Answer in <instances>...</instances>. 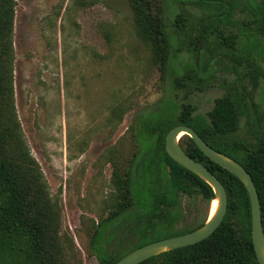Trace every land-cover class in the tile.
<instances>
[{"label":"rangeland","instance_id":"obj_1","mask_svg":"<svg viewBox=\"0 0 264 264\" xmlns=\"http://www.w3.org/2000/svg\"><path fill=\"white\" fill-rule=\"evenodd\" d=\"M162 2L169 57L161 77L135 34L126 0H14L15 116L49 196L58 202L59 239L69 264H98L88 251L89 235L113 209V172L123 170L135 148H146L147 122L174 119L181 105L190 107L191 116L206 119L214 101L232 87L246 92L248 111L264 114V85H251L250 67L210 58L208 51L200 57L201 48L196 66L203 62L211 75H200L203 81L196 88L174 89V78L192 75L191 42L202 13L191 0ZM180 11L190 21L182 31L173 27ZM241 18L235 13L234 19ZM247 133L241 117L236 137ZM186 142L185 135L178 140L179 145ZM142 200L138 197L129 215L103 230L100 244L107 253H124L137 240L146 220L134 216L145 211ZM209 203L200 195H181L172 208L170 231L198 227L209 215Z\"/></svg>","mask_w":264,"mask_h":264},{"label":"trees","instance_id":"obj_2","mask_svg":"<svg viewBox=\"0 0 264 264\" xmlns=\"http://www.w3.org/2000/svg\"><path fill=\"white\" fill-rule=\"evenodd\" d=\"M126 1L135 34L147 47L162 77L169 57L163 2ZM191 1L202 13L192 38V52H196L200 42V57L208 51L210 58L224 57L234 65L243 62L251 69V85L254 87L258 81L264 85V0ZM13 8L14 0H0V264H69L59 239L58 202L50 198L15 116L11 86ZM237 12L242 14L241 19H234ZM188 17L180 11L173 27L182 31L184 23H190ZM241 37L245 43L237 48ZM191 72L192 75L174 78V89L196 88L203 81L199 76L211 75V68L204 67L201 61L197 67L194 62ZM231 89L214 101L206 119L191 116L190 107L181 105L174 119L158 117L146 123L142 142L146 148H135L123 170L113 172L111 185L117 192L113 209L94 225L89 235L88 251L98 264H112L146 243L186 233L170 231L172 208L177 206L181 195H200L209 202L213 199L207 184L165 154V135L176 125L190 127L210 148L236 161L248 173L258 197L264 238V114L248 111L246 92ZM241 117L248 133L239 139L236 132ZM185 137L187 142L179 145L182 151L209 170L224 188V216L204 240L139 264H257L251 247L249 203L243 186L232 174L205 158ZM138 197H144L145 202L142 200L140 206L146 209L134 216H145L146 220L137 240L124 253H107L100 244L103 230L129 215L137 206ZM160 233L165 236L160 237Z\"/></svg>","mask_w":264,"mask_h":264},{"label":"water","instance_id":"obj_3","mask_svg":"<svg viewBox=\"0 0 264 264\" xmlns=\"http://www.w3.org/2000/svg\"><path fill=\"white\" fill-rule=\"evenodd\" d=\"M199 50L200 42L195 52V64ZM182 135L187 136L205 158L232 174L243 186L249 203L252 251L257 264H264V238L258 197L250 176L240 164L210 148L190 127L185 125H176L166 133L163 144L164 152L175 164L190 172L210 187L213 194V199L210 203L213 200L216 201L212 216L208 218L207 215L205 221L199 227L189 232L146 243L129 251L112 264H139L150 257L164 252L193 245L207 238L222 221L226 209L224 188L209 170L182 151L178 144V140Z\"/></svg>","mask_w":264,"mask_h":264},{"label":"bare ground","instance_id":"obj_4","mask_svg":"<svg viewBox=\"0 0 264 264\" xmlns=\"http://www.w3.org/2000/svg\"><path fill=\"white\" fill-rule=\"evenodd\" d=\"M215 206H216V201L213 200L211 202L210 207H209V210H208V212H209L208 218H210L212 216V214H213V212L215 210Z\"/></svg>","mask_w":264,"mask_h":264}]
</instances>
